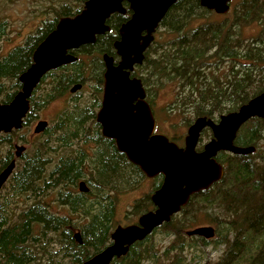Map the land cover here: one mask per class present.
<instances>
[{
    "label": "trees",
    "instance_id": "16d2710c",
    "mask_svg": "<svg viewBox=\"0 0 264 264\" xmlns=\"http://www.w3.org/2000/svg\"><path fill=\"white\" fill-rule=\"evenodd\" d=\"M124 6L125 14L114 13L108 18L109 31L98 35L94 43L72 50L78 59L48 72L30 97L22 129L29 127L39 110L67 94L74 83L94 81L92 98L86 104L75 103L53 126L49 124L33 135L36 141L29 143L8 179L7 193L0 201V264H81L111 243L118 195L138 187L146 177L117 149L113 139H96L100 147L92 157L84 150L75 153L61 145L66 137L70 145L76 135L90 142L100 134L95 114L102 90L101 55L119 59L114 42L120 26L131 15L126 1ZM82 8L56 10V17L45 21L23 45L0 60V103L9 102L20 90L19 75L32 64L35 48L58 20ZM257 21H264V0H241L234 7L232 20L228 13L217 14L202 7L200 0H178L170 7L159 25L165 28L167 40L158 46L155 39L145 51L143 63L134 69L153 107L152 88L155 96L157 90L173 85L175 96L163 114L165 121L181 116L187 127L199 116L217 120L264 90V38L243 39L245 27ZM4 79L13 81L10 88L5 87ZM156 117L159 121L162 118ZM22 129L0 136L9 147L0 164L11 157L15 142H27L25 134L19 135ZM263 131L264 119L254 117L242 125L235 144L255 146L256 150L247 155L218 153L217 160L224 167L222 179L191 196L180 213L158 227L174 237L163 254L153 243L156 228L111 264H188L184 249L192 244L182 239L184 229L204 219L216 225V237L198 236L196 240L203 245L224 246L213 264H264V151L257 150ZM167 136L179 144L183 138L175 132ZM204 136H212L210 129L202 132L200 141ZM58 142L61 152L55 147ZM202 147L199 142L198 150ZM54 155H58L57 161L47 170ZM80 180L86 181L88 192L79 191ZM162 181V174L154 177L152 190ZM150 195L135 202L136 213L154 208ZM20 198H26L25 206L19 205ZM76 231L81 233L82 243L74 237Z\"/></svg>",
    "mask_w": 264,
    "mask_h": 264
},
{
    "label": "water",
    "instance_id": "95a60500",
    "mask_svg": "<svg viewBox=\"0 0 264 264\" xmlns=\"http://www.w3.org/2000/svg\"><path fill=\"white\" fill-rule=\"evenodd\" d=\"M128 3L132 11L129 19L119 28L114 42L119 61L103 55L105 63L104 94L97 121L102 134L116 143L117 149L133 164L139 166L148 178L163 175L160 187L150 199L154 209L142 213L136 223L118 225L111 233V243L81 264H111L124 256L137 241L144 240L156 228L170 222L186 206L192 195L209 189L222 179L224 167L217 160L220 151L247 155L254 146H239L235 138L244 123L253 117L264 119V90L242 104L237 110L220 115L218 120L197 117L187 128L184 145L180 146L167 135L155 132L156 119L139 78H130L135 65L142 64L145 51L155 39V32L172 5L178 0H86L83 9L73 16L59 19L55 28L38 44L33 52L32 64L19 75L21 89L7 103H0V135L23 126L30 109V97L43 76L50 70L78 59L72 50L92 44L100 34L110 30L108 18L114 13L125 14ZM200 5L217 14H226L231 0H200ZM82 87L75 84L71 91ZM49 122L40 119L34 134L43 132ZM210 128L212 137L198 150L204 129ZM26 147L16 145L15 159L0 172V189L16 167V158ZM81 192H88L86 181L78 183ZM189 236L206 239L215 236L210 225L188 230ZM82 243L81 233L74 234Z\"/></svg>",
    "mask_w": 264,
    "mask_h": 264
},
{
    "label": "rangeland",
    "instance_id": "374dc122",
    "mask_svg": "<svg viewBox=\"0 0 264 264\" xmlns=\"http://www.w3.org/2000/svg\"><path fill=\"white\" fill-rule=\"evenodd\" d=\"M241 0H231V9L228 12L231 20L234 17V7H236ZM86 2V0H85ZM84 0H0V22L2 23L0 26V60L6 57L11 51H13L16 47L21 46L25 43L26 39L37 31L38 28L43 26L44 22L56 17V10H61L62 7L66 8V11L77 10L81 6L85 4ZM264 21L254 22L253 24L245 27L243 37L244 40H252V38L257 39L258 41L264 38ZM167 34H165L164 27H158L156 31V44L160 45V42H164L167 40ZM242 38V37H241ZM264 44V40L262 42ZM77 56V55H76ZM85 55H83V58ZM102 59V55H101ZM244 62V61H243ZM245 64L247 63L244 62ZM230 64V62L226 63ZM246 66V65H245ZM11 79H4L5 87L10 88L12 84ZM255 82L253 85H256ZM261 84V83H260ZM45 85V83H44ZM90 83L87 84V87L84 88L79 95H75L70 97L69 93L62 97H59L48 104L45 108L38 111V115L34 121L31 122L29 127L26 129H22L19 135L25 134V141L28 142L29 145L33 144L36 141L34 138V126L39 119L47 120L50 126H53L56 120L63 114L65 111H70L75 103H79L81 105L86 104L93 95L94 91V81L91 82L92 89L89 88ZM252 85V86H253ZM152 88V87H151ZM151 99L154 101V114L162 116L159 121L158 118V132L164 133L165 135H170L172 133L183 134V138L180 141V144H184V138L187 133V128L189 126L184 125V121L181 116H175L173 119L165 121L163 118V114L168 109V106L173 102L175 91L173 85H167L156 91L155 96L153 95L155 90L152 88ZM163 112V113H162ZM196 118H194L195 120ZM193 120V121H194ZM172 122L175 124L172 127ZM175 127V128H174ZM174 128V129H173ZM90 129V128H89ZM44 137V136H43ZM19 138V137H18ZM67 138V137H66ZM65 138V139H66ZM211 137L204 136L200 141V144L206 143ZM64 141L61 145L64 148H68L70 151L74 150V148L84 150L87 156L92 157L94 152L100 147L98 141L91 140L90 142H85L83 140H78L73 147L69 146V143ZM26 142V143H27ZM18 143V142H17ZM18 144H21L18 143ZM30 146V145H29ZM70 147V148H69ZM258 147L260 150L264 151V131L263 138L260 143H258ZM8 145L5 141H0V157L5 156L8 151ZM15 149H13L14 152ZM62 150V148H61ZM58 152V149H57ZM58 155L53 156L52 162L48 165L47 170H51L57 161ZM88 163H86L87 165ZM89 169H87V172ZM153 178L145 177L138 187L127 189L121 194L118 195V201L116 203V215H115V226L118 225H128L132 223H136L138 221V217L141 213H136L134 210V204L136 201L144 198L147 194L153 193ZM153 191V192H152ZM7 191H5L6 195ZM151 196V195H150ZM0 201L1 197H0ZM19 205L25 206L26 198L19 199ZM31 201L28 202V204ZM85 221V220H84ZM210 225L215 228L216 225L212 224L208 219H204L199 224L191 226V228L184 229L185 243H191L192 245H186L184 249L186 261L188 264H213L218 259V257L222 254L223 245L216 246V244L212 243L209 245H203L201 242H198V236H194V240H187L191 236L187 235V231L193 229V227L198 226H206ZM113 228V229H114ZM216 237L215 236L213 238ZM174 237L172 235H168L164 232L162 228L156 229L153 235V243L155 248L162 254L164 250L170 246ZM212 239V238H210Z\"/></svg>",
    "mask_w": 264,
    "mask_h": 264
},
{
    "label": "flooded vegetation",
    "instance_id": "af4514ba",
    "mask_svg": "<svg viewBox=\"0 0 264 264\" xmlns=\"http://www.w3.org/2000/svg\"><path fill=\"white\" fill-rule=\"evenodd\" d=\"M114 60H115V62L117 63L118 61H119V59H115L114 58ZM103 61V60H102ZM70 64V63H69ZM103 66H104V69H103V74H102V90H101V98H100V102H99V106L97 107V109H96V114H95V121H96V123L99 125V132H100V134H97V136H95V137H91V140H94V141H96V139H100L101 137H105L103 134H102V125L97 121V113H98V111L100 110V108H101V106H102V99H103V94H104V72H105V63H104V61H103ZM66 65H68V64H66ZM66 65H62L61 67H59V68H57V69H54V70H52L53 72H56L57 70H59V69H61V68H63L64 66H66ZM136 68V67H135ZM51 72V71H50ZM138 78L135 74H134V69L131 71V73H130V78ZM91 82L92 81H88V82H76V83H74L72 86H70L69 87V89H68V93H69V95H70V97H72V96H75V95H77L78 93H80L84 88H86L87 87V84L88 83H90V85H89V88L90 89H92V87H91ZM75 84H81L82 85V87L80 88V89H78L77 91H75V92H72L71 91V88L75 85ZM146 92V97H145V99H146V101L150 104V106H151V108H152V105H151V102H150V98H149V96H148V92L147 91H145ZM67 93V94H68ZM90 123H91V121L90 120H88ZM97 125V126H98ZM157 126H158V122H157V120H156V129H155V132H158V129H157ZM94 135V134H93ZM54 137H57V136H54ZM85 138V137H84ZM84 138H81L80 137V135L78 136V135H76L75 137H74V139L71 141V143H70V147H73V145L78 141V140H83ZM26 143H22L21 142V144H18L17 142H15L14 143V145H13V149H15L16 148V145H24V146H26V148H28L29 147V145H25ZM55 147H56V149H58V152H61V146H60V144H59V142L55 145ZM69 147V148H70ZM13 149H12V151H13ZM79 149H77V148H74V150H73V152H75V153H78L79 151H78ZM72 151V150H71ZM21 158H22V156L21 157H19V158H17L16 159V167H17V165H18V162H19V160H21ZM15 159V150H14V152H13V154L11 155V157L9 158L8 157V159H6V162L5 163H3V164H0V172L5 168V167H7L11 162H12V160H14ZM15 167V168H16ZM13 174V173H12ZM7 183V182H6ZM6 183L2 186V188L0 189V197H1V200H3V198H4V196H5V191H6Z\"/></svg>",
    "mask_w": 264,
    "mask_h": 264
}]
</instances>
